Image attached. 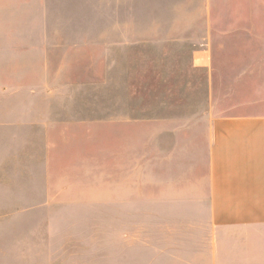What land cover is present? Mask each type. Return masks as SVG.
<instances>
[{
	"label": "rangeland",
	"instance_id": "obj_1",
	"mask_svg": "<svg viewBox=\"0 0 264 264\" xmlns=\"http://www.w3.org/2000/svg\"><path fill=\"white\" fill-rule=\"evenodd\" d=\"M239 105L264 113V0H0V264H202L168 190Z\"/></svg>",
	"mask_w": 264,
	"mask_h": 264
},
{
	"label": "crops",
	"instance_id": "obj_2",
	"mask_svg": "<svg viewBox=\"0 0 264 264\" xmlns=\"http://www.w3.org/2000/svg\"><path fill=\"white\" fill-rule=\"evenodd\" d=\"M244 108L200 128L202 140L187 153L203 154L205 163L173 177L168 190L185 213L199 215L190 227L208 229L216 243L202 264H264V113Z\"/></svg>",
	"mask_w": 264,
	"mask_h": 264
}]
</instances>
